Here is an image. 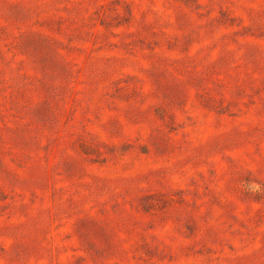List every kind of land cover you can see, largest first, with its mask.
Masks as SVG:
<instances>
[{
	"label": "rangeland",
	"instance_id": "rangeland-1",
	"mask_svg": "<svg viewBox=\"0 0 264 264\" xmlns=\"http://www.w3.org/2000/svg\"><path fill=\"white\" fill-rule=\"evenodd\" d=\"M0 264H264V0H0Z\"/></svg>",
	"mask_w": 264,
	"mask_h": 264
},
{
	"label": "clouds",
	"instance_id": "clouds-1",
	"mask_svg": "<svg viewBox=\"0 0 264 264\" xmlns=\"http://www.w3.org/2000/svg\"><path fill=\"white\" fill-rule=\"evenodd\" d=\"M250 187H251V190H254V191L259 189L258 185H252Z\"/></svg>",
	"mask_w": 264,
	"mask_h": 264
}]
</instances>
